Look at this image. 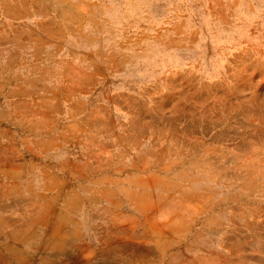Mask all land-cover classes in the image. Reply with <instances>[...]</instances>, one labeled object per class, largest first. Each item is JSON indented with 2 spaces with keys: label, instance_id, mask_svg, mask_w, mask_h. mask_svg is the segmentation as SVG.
I'll list each match as a JSON object with an SVG mask.
<instances>
[{
  "label": "rangeland",
  "instance_id": "obj_1",
  "mask_svg": "<svg viewBox=\"0 0 264 264\" xmlns=\"http://www.w3.org/2000/svg\"><path fill=\"white\" fill-rule=\"evenodd\" d=\"M0 264H264V0H0Z\"/></svg>",
  "mask_w": 264,
  "mask_h": 264
}]
</instances>
